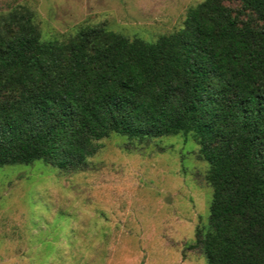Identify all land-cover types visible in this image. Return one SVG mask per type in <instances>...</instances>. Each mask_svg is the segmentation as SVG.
<instances>
[{
	"label": "trees",
	"instance_id": "16d2710c",
	"mask_svg": "<svg viewBox=\"0 0 264 264\" xmlns=\"http://www.w3.org/2000/svg\"><path fill=\"white\" fill-rule=\"evenodd\" d=\"M110 135L188 136L211 189L193 246L264 264V0H203L152 42L102 25L42 41L31 9L0 12V167L77 172Z\"/></svg>",
	"mask_w": 264,
	"mask_h": 264
},
{
	"label": "rangeland",
	"instance_id": "374dc122",
	"mask_svg": "<svg viewBox=\"0 0 264 264\" xmlns=\"http://www.w3.org/2000/svg\"><path fill=\"white\" fill-rule=\"evenodd\" d=\"M202 1L0 0V12L31 9L42 41L102 25L152 42ZM206 168L181 135H110L77 172L41 162L0 167V264H205L193 244L207 223Z\"/></svg>",
	"mask_w": 264,
	"mask_h": 264
}]
</instances>
